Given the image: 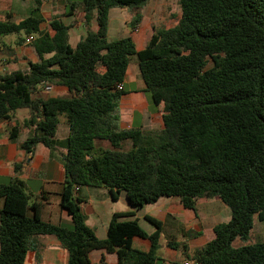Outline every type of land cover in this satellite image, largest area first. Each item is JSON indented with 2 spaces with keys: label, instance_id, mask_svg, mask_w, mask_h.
I'll list each match as a JSON object with an SVG mask.
<instances>
[{
  "label": "trees",
  "instance_id": "1",
  "mask_svg": "<svg viewBox=\"0 0 264 264\" xmlns=\"http://www.w3.org/2000/svg\"><path fill=\"white\" fill-rule=\"evenodd\" d=\"M151 0H82L87 33L75 48L70 26L56 17L51 37L40 31L41 0L20 22H0L2 36L36 35L41 62L29 72L0 75V122L27 110L25 127L34 134L23 144L28 156L38 145L54 150L60 118L69 126L64 155L61 207L72 225H52L31 204L16 176L0 183V264H25L32 240L54 236L68 252V264H91L94 251L115 253L118 264H156L162 224L147 217V234L134 212L114 214L106 238L98 239L86 222L76 187L106 188L117 200L126 193L135 209L161 198H179L194 209L201 198L218 197L230 209L229 223L215 227V238L188 256L193 264H264V241L247 243L255 218L264 222V0H179L181 16L171 28H154L138 51L132 36L108 38L110 11L134 8V33L140 12ZM96 20L98 31L91 30ZM133 57L145 92L164 105V129L145 132L120 128L123 84ZM68 90L67 97L43 98L40 87ZM20 126L10 131L16 139ZM100 142L110 148H102ZM131 143L129 150L125 144ZM33 212L30 215V212ZM135 237L148 239V253L135 250ZM173 249L186 245L170 243Z\"/></svg>",
  "mask_w": 264,
  "mask_h": 264
},
{
  "label": "crops",
  "instance_id": "2",
  "mask_svg": "<svg viewBox=\"0 0 264 264\" xmlns=\"http://www.w3.org/2000/svg\"><path fill=\"white\" fill-rule=\"evenodd\" d=\"M41 1L39 16L43 19V23L40 25V31L53 37L55 32L50 24L58 17L65 25L70 26L69 44L75 48L87 33L84 23L85 13L81 3L77 5L65 0ZM146 6L141 10L142 23L134 33L129 32V24L135 11L128 14L126 8L112 9L108 38L110 39L113 32L123 30L122 34L126 35L125 37L132 36L137 50H143L154 33V27L147 24ZM36 7V0H0V22H20L28 18ZM91 30L98 31L95 19L91 22ZM36 38V35L27 37L23 34L0 38V75L18 71L28 73L29 63L41 62L33 46ZM123 86L125 96L120 103V128H136L154 133L162 131L164 129V105L156 106L146 95V86L136 57H133L130 62ZM129 86H135L136 90L127 91ZM49 87L50 91H45L43 87H40L38 96L59 98L69 95L64 87ZM28 116L20 121L14 114L10 120L0 122V183L14 178L16 176L14 166L22 164L23 168L17 177L25 183L27 192L31 196L30 203L40 205L41 219L52 225L70 226L72 219L61 207V194L65 181L63 159L67 152L69 126L65 117H61L55 138V149L38 145L34 154L28 156L22 149V144L34 134V129H29L24 125ZM16 126H20L19 136L11 139L10 131ZM98 146L110 148L107 143L103 142H100ZM130 148L131 143L127 142L125 149ZM76 193L83 200L82 211L86 216L87 225L94 230L100 240L106 238L108 226L114 214L134 212L140 227L149 235L156 229L146 218L151 217L159 221L162 224V232L156 264H193L188 261V256L205 248L215 238L216 226L229 223L231 220L230 209L218 197L198 199L194 209L185 208L179 198H161L154 204L135 209L126 193H121L117 200L106 188L82 187ZM32 214L31 211L30 215ZM256 221H258L257 218H255L254 228ZM252 235H256L257 238L263 237L264 228H259L258 234H255L253 229L250 237ZM170 243L186 245L187 250L173 249ZM245 245L247 244L240 239L234 242L236 248ZM32 246L25 264H68L69 254L56 237L37 236L33 238ZM132 247L148 253L151 249V242L148 239L135 237L132 240ZM90 261L91 264H118L119 262L115 253L105 251L92 252Z\"/></svg>",
  "mask_w": 264,
  "mask_h": 264
},
{
  "label": "rangeland",
  "instance_id": "3",
  "mask_svg": "<svg viewBox=\"0 0 264 264\" xmlns=\"http://www.w3.org/2000/svg\"><path fill=\"white\" fill-rule=\"evenodd\" d=\"M65 1L77 5H79L82 2V0H65ZM145 6H146L147 24L149 23L150 25H152L154 28L157 29L171 28L175 26L181 16V8L179 5V0H151L146 2ZM145 6H143L142 9ZM70 7L68 9H70ZM134 11H135L134 8H126V12L128 14ZM122 31L120 30L118 32H113L111 34L112 36L110 37V39L125 38L126 35L122 34L123 33ZM129 32H131L130 28H129ZM135 90H136L135 86H129L127 89V91H135ZM146 95L148 96L149 100L152 102L151 96L148 93H146ZM15 114L17 115L20 121H23V119H25V117L28 116V111L19 110ZM259 228H264V222L256 221V226L254 228L255 234H258ZM254 236L252 235V237L249 238V241L246 244H254L264 241V235L263 237L261 236L260 238H257L256 235Z\"/></svg>",
  "mask_w": 264,
  "mask_h": 264
},
{
  "label": "built area",
  "instance_id": "4",
  "mask_svg": "<svg viewBox=\"0 0 264 264\" xmlns=\"http://www.w3.org/2000/svg\"><path fill=\"white\" fill-rule=\"evenodd\" d=\"M43 88H44L45 91H50V89H51L49 86H43ZM118 90H120V91L124 90L123 84H120L118 86ZM78 190H79V187H76L75 192H77Z\"/></svg>",
  "mask_w": 264,
  "mask_h": 264
}]
</instances>
